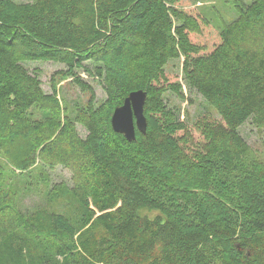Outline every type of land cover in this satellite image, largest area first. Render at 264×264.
I'll use <instances>...</instances> for the list:
<instances>
[{
	"label": "trees",
	"instance_id": "16d2710c",
	"mask_svg": "<svg viewBox=\"0 0 264 264\" xmlns=\"http://www.w3.org/2000/svg\"><path fill=\"white\" fill-rule=\"evenodd\" d=\"M183 1L0 0V264H264V164L239 134L264 133V0H231L218 31ZM171 60L215 117L168 106L185 100ZM25 62L63 65L89 98L62 106ZM139 90L146 134L127 142L110 119Z\"/></svg>",
	"mask_w": 264,
	"mask_h": 264
},
{
	"label": "rangeland",
	"instance_id": "374dc122",
	"mask_svg": "<svg viewBox=\"0 0 264 264\" xmlns=\"http://www.w3.org/2000/svg\"><path fill=\"white\" fill-rule=\"evenodd\" d=\"M18 3L32 2L34 0H13ZM249 3V0H243ZM183 10H199L207 19H209L212 27L218 31L223 24L229 23L237 17L235 9L232 7L231 0H184L178 5ZM198 12V11H197ZM23 66L30 73H37L41 89L45 94H55L57 100L69 108L84 105L89 98L88 93H82L80 89L71 81L70 78H63L57 75L58 72L64 71L65 67L58 63L44 62H25ZM82 80L88 83L95 95L98 103L105 100V94L96 81L88 78L84 72L77 71ZM165 74L171 83H180L182 85L185 100L177 98L175 95L166 94L168 106L177 108L180 111L181 119H185L192 123L198 115L207 112L214 115V112L207 106L201 97L194 92H189L182 81L181 76V60H171L165 66ZM191 126V124H189ZM78 134L84 137L85 132L77 126ZM239 134L249 145L253 156L264 164V133L258 130L251 119H248L240 128ZM44 177L49 179L51 184L64 183L68 187H72V174L69 170L56 167L54 169L45 168ZM26 179V176L24 177ZM43 188L39 187L37 191L31 193L25 200L26 205H33L41 202L43 196Z\"/></svg>",
	"mask_w": 264,
	"mask_h": 264
},
{
	"label": "water",
	"instance_id": "95a60500",
	"mask_svg": "<svg viewBox=\"0 0 264 264\" xmlns=\"http://www.w3.org/2000/svg\"><path fill=\"white\" fill-rule=\"evenodd\" d=\"M146 100L144 91L131 92L122 105L115 108L110 119V125L114 133L120 134L127 142L135 140V131L141 135L146 134V118L143 108Z\"/></svg>",
	"mask_w": 264,
	"mask_h": 264
}]
</instances>
